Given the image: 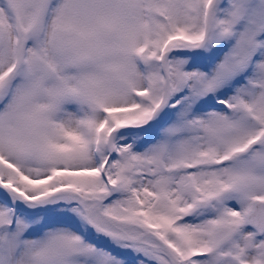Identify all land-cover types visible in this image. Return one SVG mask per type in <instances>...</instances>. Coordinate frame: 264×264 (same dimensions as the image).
Segmentation results:
<instances>
[{
  "label": "snow or ice",
  "instance_id": "1",
  "mask_svg": "<svg viewBox=\"0 0 264 264\" xmlns=\"http://www.w3.org/2000/svg\"><path fill=\"white\" fill-rule=\"evenodd\" d=\"M0 264H264V0H0Z\"/></svg>",
  "mask_w": 264,
  "mask_h": 264
}]
</instances>
